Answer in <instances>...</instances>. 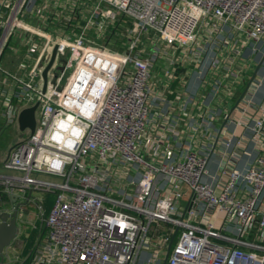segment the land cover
Returning a JSON list of instances; mask_svg holds the SVG:
<instances>
[{
    "label": "built area",
    "instance_id": "1",
    "mask_svg": "<svg viewBox=\"0 0 264 264\" xmlns=\"http://www.w3.org/2000/svg\"><path fill=\"white\" fill-rule=\"evenodd\" d=\"M262 51L264 0H0V186L32 191L28 264H264Z\"/></svg>",
    "mask_w": 264,
    "mask_h": 264
},
{
    "label": "crops",
    "instance_id": "2",
    "mask_svg": "<svg viewBox=\"0 0 264 264\" xmlns=\"http://www.w3.org/2000/svg\"><path fill=\"white\" fill-rule=\"evenodd\" d=\"M256 57V61H262L264 60V51L262 52H258L257 55L255 56ZM159 70V69H158ZM262 73H263V79H264V68L262 69ZM158 72V71H156ZM201 76V73H198V72H195L191 78H188L187 81L188 82V86H187V92L188 93H191V94H194L195 93V90L198 88L199 89V84H200V81H199V78ZM252 94V91L248 90L247 92V96H250ZM175 94L171 95L172 98L174 97ZM255 99L257 102H260L264 99V80H263V85L261 86V88L258 90L257 93H255ZM182 125V124H181ZM16 128L15 127H10L7 129V137L6 138H3V135L1 136V138L3 139L2 140V146H0V152L1 150L4 151L3 154L0 153V173H4L5 171L3 170V162L5 160V158L7 157L9 151H10V148L14 142V139L16 138ZM1 138H0V143H1ZM256 154V150L254 149L253 145L249 148L248 152L246 154L243 155L241 161H240V164L239 166L241 168H245L247 167V165L249 163H252L253 160L256 158L255 156ZM212 159L213 160H216L218 159V156L217 154H214L212 155ZM216 166V162H213V168H215ZM10 202H7L6 204L3 202L2 204V209L0 210H3V209H6V210H13L14 209V206H15V203L13 202V200L10 198ZM28 207V206H27ZM26 208L23 207L22 211H21V215H20V231L22 229V226L24 227V232L23 234L21 235V237L24 235L25 238L24 239H21L23 243H27V240H25L26 238H31L32 236V233H34L35 230L32 229V224L36 223V216H35V211L31 212V210L29 212L25 211L24 209ZM27 216H30L29 218H27ZM27 219V220H26ZM29 219V220H28ZM28 227V228H27ZM35 238H34V241L39 238V235H34ZM35 241V243H36ZM24 247V246H23ZM5 261L3 264H21L20 262H16L17 260L15 259L16 257H19L20 259L23 257V255L21 256L20 254L16 255V251H13V246L11 245L10 247H8L6 249V252H5ZM15 255V256H13Z\"/></svg>",
    "mask_w": 264,
    "mask_h": 264
},
{
    "label": "water",
    "instance_id": "3",
    "mask_svg": "<svg viewBox=\"0 0 264 264\" xmlns=\"http://www.w3.org/2000/svg\"><path fill=\"white\" fill-rule=\"evenodd\" d=\"M55 51L53 54V58L50 62V64L47 66V68L44 71V77L47 79V71L54 59ZM39 103H36L35 105L23 109L18 117V125L19 129L21 131H24L26 129H30V131L33 133L36 127V109L38 107ZM32 196V191H30L27 195V199L23 202L17 201V197L14 196L15 200V207L13 210H7L3 211L0 214V264H3L5 261V252L8 247L12 245L14 240L19 236L20 234V215H21V206L26 208L25 211L29 212L30 209L27 207L30 197ZM174 242V237L172 238L168 253L171 249V246ZM168 257V254L166 255L165 261Z\"/></svg>",
    "mask_w": 264,
    "mask_h": 264
},
{
    "label": "rangeland",
    "instance_id": "4",
    "mask_svg": "<svg viewBox=\"0 0 264 264\" xmlns=\"http://www.w3.org/2000/svg\"><path fill=\"white\" fill-rule=\"evenodd\" d=\"M2 134L0 135V138H1V136L3 135V138H6L7 137V135H8V133H7V130H3L2 132H1ZM2 138H1V143H0V146H2L3 144H2ZM1 154H3L4 153V151H2L1 150V152H0ZM50 196H49V202H50V204H52L53 202V200H54V195L53 194H49ZM48 196V195H47ZM47 198V197H46ZM48 200V199H47ZM46 200V201H47ZM48 202V201H47ZM48 204V203H47ZM30 210H31V212H32V214H33V212L35 211V212H37V210H35V208H34V206H32V207H30ZM46 210H47V208H46ZM30 216H27V218H29ZM27 220V219H26ZM29 220V219H28ZM36 223H38V226H39V228L37 229V230H35L34 232L37 234V235H39V233H40V229H42V227H41V220L39 221L38 219H36ZM24 230V227L22 226V229H21V231H20V234H19V236L14 240V242L12 243V246H13V251H16V255H18V254H20L21 256L22 255H24V257H22L21 258V264H25V261L28 263V261H29V258H30V256H31V253H32V250L34 249V247H35V241L33 242V240H31V241H29V243H28V249L26 250V243H23L22 242V238H21V235L23 234V231ZM24 246V247H23ZM13 256H15V255H13ZM17 258H19V257H16L15 259H17ZM20 259V258H19Z\"/></svg>",
    "mask_w": 264,
    "mask_h": 264
},
{
    "label": "trees",
    "instance_id": "5",
    "mask_svg": "<svg viewBox=\"0 0 264 264\" xmlns=\"http://www.w3.org/2000/svg\"><path fill=\"white\" fill-rule=\"evenodd\" d=\"M48 195V196H47ZM49 194H46V197H47V201H46V207L47 208H49L50 206H51V204H50V202H49ZM11 200H10V197L5 193V192H3L2 191V186H0V209H2V204H3V202L6 204L7 202H10ZM48 203V204H47ZM36 233L34 232V233H32V236H31V238H26L25 240H27V243H26V250L28 249V243H29V241H31V240H33V242H34V238H35V235ZM37 235V234H36ZM22 239H24L25 238V236L23 235L22 237H21ZM36 241V240H35ZM36 244V243H35ZM23 257H24V255H23ZM24 264V263H23ZM25 264H28L26 261H25Z\"/></svg>",
    "mask_w": 264,
    "mask_h": 264
}]
</instances>
